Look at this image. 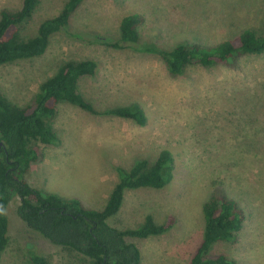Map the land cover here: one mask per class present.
Returning a JSON list of instances; mask_svg holds the SVG:
<instances>
[{"label":"rangeland","instance_id":"rangeland-1","mask_svg":"<svg viewBox=\"0 0 264 264\" xmlns=\"http://www.w3.org/2000/svg\"><path fill=\"white\" fill-rule=\"evenodd\" d=\"M68 0H41L21 35L32 38L40 24ZM23 0H0V12L21 8ZM138 15L140 43L161 50L178 45H215L260 25L264 0H85L66 30L54 34L44 55L0 66V90L23 107L63 62L94 60V76L79 91L98 114L70 104L58 107L52 122L58 145H40L42 160L26 175L34 188L102 210L118 181L117 168L138 161L152 165L168 150L174 159L171 182L161 190L125 192L120 211L108 223L138 229L148 216L171 221L165 234L127 237L141 252V264H189L203 239V205L215 188L243 210L245 220L233 243L220 242L211 255L234 264H264V53L237 60L236 67L191 66L169 76L156 55L115 48L120 22ZM80 35L81 38H76ZM137 105L147 121L105 111ZM18 198L6 214L9 244L0 264H33L30 252L49 264H90L76 252L51 244L18 217Z\"/></svg>","mask_w":264,"mask_h":264},{"label":"trees","instance_id":"trees-1","mask_svg":"<svg viewBox=\"0 0 264 264\" xmlns=\"http://www.w3.org/2000/svg\"><path fill=\"white\" fill-rule=\"evenodd\" d=\"M85 0H68L61 11L44 20L37 35L24 38L21 26L27 23L41 0H23L20 9L0 12V66L30 60L45 54L51 37L66 30L73 14ZM138 15H126L120 22V41L115 48L156 55L166 65L172 78L183 75L191 66L235 68L237 60L247 55L264 53V15L260 25L243 30L236 38L214 47L178 45L161 50L140 43ZM81 38L80 35H75ZM98 63L94 60L63 62L57 72L45 80L32 102L19 106L0 90V260L9 244L10 221L6 211L18 198V217L32 231L51 244L85 256L90 264H141L138 247L127 237L146 239L168 232L171 221L156 224L148 216L138 229L120 230L109 225L108 219L121 209L125 192L138 189H164L172 180L174 159L168 150L160 153L154 164L138 161L130 169L117 168L118 181L102 210L89 209L78 200L64 199L32 187L26 180L32 165L42 160L40 145H58L59 136L52 122L62 103L70 104L91 114H98L79 91L82 78L95 75ZM138 125L147 118L137 105L116 107L104 112ZM205 228L203 239L189 264H234L224 255H211L212 247L220 242L233 243L241 231L245 215L238 204L220 188H215L203 205ZM33 264H49L30 252Z\"/></svg>","mask_w":264,"mask_h":264}]
</instances>
